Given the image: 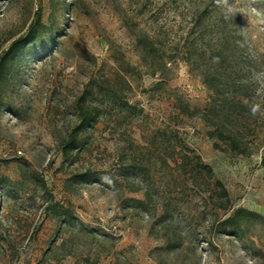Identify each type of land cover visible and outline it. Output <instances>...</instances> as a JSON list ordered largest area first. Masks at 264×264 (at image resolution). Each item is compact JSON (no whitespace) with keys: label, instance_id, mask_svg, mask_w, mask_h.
I'll return each mask as SVG.
<instances>
[{"label":"rangeland","instance_id":"374dc122","mask_svg":"<svg viewBox=\"0 0 264 264\" xmlns=\"http://www.w3.org/2000/svg\"><path fill=\"white\" fill-rule=\"evenodd\" d=\"M38 9L39 35L0 75V264H264V221L240 236L226 222L239 207L264 216V0H0V57ZM202 24L236 33L251 156L177 107L210 101L186 62L151 74L137 45ZM80 105L98 121L67 156Z\"/></svg>","mask_w":264,"mask_h":264},{"label":"trees","instance_id":"16d2710c","mask_svg":"<svg viewBox=\"0 0 264 264\" xmlns=\"http://www.w3.org/2000/svg\"><path fill=\"white\" fill-rule=\"evenodd\" d=\"M42 9L35 12L34 18L24 36L14 40L8 49L0 57V75L11 54L16 50L33 42L39 35L41 26ZM197 20V19H196ZM195 35H192L194 34ZM137 45L142 46L143 61L148 66L151 74L163 77L169 70L168 62L182 60L186 62L192 73L199 76L202 83L210 93V101L205 108H191L189 103H178L177 107L190 116H198L206 122L212 129L208 131L211 138H220L226 143L229 150L251 156L259 148L252 149L246 142L244 130H250L247 123L251 86L246 79L242 53L237 49L236 33L227 31L225 25H191L189 35L183 40L173 41L169 48L162 47L150 36L140 35L137 38ZM79 123L74 127L66 142L62 145L63 153L70 154V150L78 148L77 133L83 129L91 128L98 121L96 110L80 105ZM246 132V133H245ZM215 146L220 148V144L215 142ZM261 166L264 168V146L261 151ZM186 159L190 156H185ZM196 168L208 177L213 178V169L205 164L201 157L196 156ZM218 191L227 196V190L220 180L216 181ZM227 208V201L220 203ZM169 212L170 209H167ZM261 219L264 216L256 211L244 208L233 210L226 222L232 227V233L242 235L244 232L243 223L248 219ZM178 240L169 241V246H177Z\"/></svg>","mask_w":264,"mask_h":264}]
</instances>
